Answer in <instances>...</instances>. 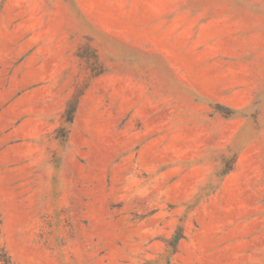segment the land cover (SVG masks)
Returning <instances> with one entry per match:
<instances>
[{"label": "rangeland", "instance_id": "rangeland-1", "mask_svg": "<svg viewBox=\"0 0 264 264\" xmlns=\"http://www.w3.org/2000/svg\"><path fill=\"white\" fill-rule=\"evenodd\" d=\"M0 221L12 264H264V0H0Z\"/></svg>", "mask_w": 264, "mask_h": 264}, {"label": "trees", "instance_id": "trees-1", "mask_svg": "<svg viewBox=\"0 0 264 264\" xmlns=\"http://www.w3.org/2000/svg\"><path fill=\"white\" fill-rule=\"evenodd\" d=\"M0 264H12L9 256L3 251L1 247H0Z\"/></svg>", "mask_w": 264, "mask_h": 264}]
</instances>
